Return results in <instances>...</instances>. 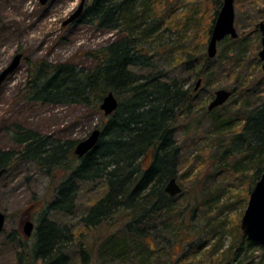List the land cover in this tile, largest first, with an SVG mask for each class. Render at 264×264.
<instances>
[{
    "label": "trees",
    "instance_id": "obj_1",
    "mask_svg": "<svg viewBox=\"0 0 264 264\" xmlns=\"http://www.w3.org/2000/svg\"><path fill=\"white\" fill-rule=\"evenodd\" d=\"M250 1L253 10L260 3V0ZM168 6L167 0H92L79 22L89 17L99 29L118 32L114 40L86 54L94 66L75 71L70 65L41 63L29 76L28 86L35 99L55 102L70 98L72 102L98 107L113 92L119 108L107 117L97 147L82 159L75 152L71 159L68 153L72 147L52 146L32 130L12 135L21 145L18 152L0 150V169L6 168L7 172L22 161L34 162L50 175L56 169L64 173L57 197L48 204L47 213L72 215L81 184L102 183L105 189L103 196L90 204L77 229L45 218L33 240L20 241L19 264H161L163 250L150 243L151 232L157 225L179 230L184 226L176 205L180 195L172 198L165 191L168 181L178 174L181 147L177 135L181 131L185 136L189 134L192 121L204 113L212 117L213 134L224 141L228 139L223 157L235 159L234 167L238 171H244L243 164L251 167L253 185L260 179L264 171V76L255 84L242 83L231 90L233 95L241 97L232 104L236 109L234 115L225 118L218 113L227 104L213 111L205 106L196 107V84L186 88L176 79H166L162 73L139 77L133 71L136 66L151 67L149 57L153 54L148 45L160 40L155 33L167 18L173 17ZM162 9L167 10L166 16ZM262 9L257 18L264 19ZM218 14L217 8L205 35V45ZM199 18V10L194 9L184 21L178 19V27L184 29L192 21L197 26ZM228 40L230 45L213 60L205 50L198 51L197 46L193 54L188 53L186 64H190L188 69L197 81L211 76L209 67L217 60L233 63L225 71L237 74L238 55L234 50L245 39L239 36ZM180 49L187 47L181 45ZM147 50L151 52L145 54ZM252 99L260 102L253 106ZM241 118L243 124L239 128L237 119ZM104 225L115 230L93 237L92 232ZM73 244L78 250L79 263L68 256ZM176 244L191 246V241L181 239ZM244 244L256 245L243 234L240 245L231 246L221 254L212 251L206 263H194L197 249L193 247L192 253L185 255L171 253L170 260L177 256L176 264H243L238 254Z\"/></svg>",
    "mask_w": 264,
    "mask_h": 264
},
{
    "label": "rangeland",
    "instance_id": "obj_2",
    "mask_svg": "<svg viewBox=\"0 0 264 264\" xmlns=\"http://www.w3.org/2000/svg\"><path fill=\"white\" fill-rule=\"evenodd\" d=\"M82 1L50 0L44 6L40 0H0V71L12 62L15 55L21 53L24 56L20 67L0 90V150L18 152L21 145L11 138L12 135L32 130L52 146L60 144L64 149L72 147L68 153L72 159L76 145L95 129L102 130L106 123L107 117L100 109L101 103L97 107L95 104L87 106L72 102L70 98L55 102L35 99L28 86L29 76L41 63L70 65L75 71L93 67L94 62L86 54L98 51L118 35V32L99 29L89 17L65 26V21ZM85 1L84 13L92 3V0ZM167 2L168 10H173V17L167 18L155 33L160 40L148 45L152 52H144L153 54L149 57L151 67L136 66L133 71L139 77L162 73L166 79H176L186 88L195 86L199 80L189 71L190 64H186V58L188 53H194L195 46L198 51L205 50L207 53L209 42L205 45V35L217 8L220 12L223 0ZM263 7L261 0L254 10L250 0H235V26L240 37L245 39V42L236 45L235 50L233 48L238 55L237 74L230 75L225 71L227 67H233V63L215 61L208 70L211 76L201 78L203 83L197 90L196 107L205 106L208 109L219 89L232 90L242 83L255 84L263 79L262 61L259 59L262 33L256 28L264 22L263 18H257ZM194 9L199 10L198 25L192 21L190 26L179 28L178 19L184 21ZM161 13L166 16L167 10L162 9ZM228 39L219 44L218 55L230 45ZM181 45L186 46L188 51L179 50ZM240 97V94H234L226 109L218 114L225 118L232 117L236 112L232 104ZM259 102L252 99L250 104L254 106ZM211 118L204 113L192 121L193 128L189 134L185 136L182 131L178 132L181 156L176 178L183 192L176 198V205L184 226L179 230L157 225L151 232L150 243L163 250L161 264H176L177 256L170 260L171 253L185 255L192 253V247L197 249L196 260L192 259L194 263H206L212 251H220L221 254L231 246L236 248L241 244V221L256 185H253V170L243 164L244 171H238L234 167L235 159L223 157L228 139L224 141L213 134ZM237 121L240 128L243 119ZM64 178V173L57 169L50 175L34 162L19 161L1 179L0 210L7 221L0 235V264H19L17 255L20 241L33 240L45 218L56 220L69 229H77L80 219L87 215L90 204L105 192L102 183L81 184L77 208L72 215L47 213V206L57 197V187ZM23 220H31L35 225L30 238L23 232ZM110 230L113 232L115 229L104 225L93 231L92 236L107 235ZM181 239L190 240L191 246L176 244ZM70 247L68 256L79 263L77 248L74 244ZM238 258L243 264H264V248L257 243L253 246L244 244Z\"/></svg>",
    "mask_w": 264,
    "mask_h": 264
},
{
    "label": "water",
    "instance_id": "obj_3",
    "mask_svg": "<svg viewBox=\"0 0 264 264\" xmlns=\"http://www.w3.org/2000/svg\"><path fill=\"white\" fill-rule=\"evenodd\" d=\"M50 0H40L42 5H46ZM86 1L83 0L79 8L65 21L67 26L76 21L79 22L84 14ZM235 0H223L222 8L215 21L214 28L208 43L207 55L210 59L216 58L218 55V46L226 38L238 39L239 33L235 26ZM1 24V20H0ZM263 32L262 50L259 52V59L262 61V70L264 72V23L260 24ZM23 54L15 55L12 62L2 71H0V90L6 80L16 72L23 61ZM203 81L199 79L196 84V90H199ZM233 91L227 89H219L215 92L214 99L208 106V111L220 108L228 103L232 98ZM119 108V101L113 92L108 93L102 100L100 109L106 117L112 116ZM102 131L95 129L91 135L83 141H80L75 147V155L82 159L89 152L94 150L101 138ZM7 169H0V181L6 175ZM166 193L175 198L182 194L183 189L179 185L177 178H172L168 181ZM7 217L0 210V235L3 233L6 225ZM23 232L27 238L32 237L35 225L31 220L22 221ZM241 229L243 234L252 242L261 245L264 248V171L251 192L248 207L241 221Z\"/></svg>",
    "mask_w": 264,
    "mask_h": 264
},
{
    "label": "flooded vegetation",
    "instance_id": "obj_4",
    "mask_svg": "<svg viewBox=\"0 0 264 264\" xmlns=\"http://www.w3.org/2000/svg\"><path fill=\"white\" fill-rule=\"evenodd\" d=\"M262 23V22H261ZM260 23V24H261ZM264 23V22H263ZM260 24L258 25V31H260L261 33H262V39H263V32H262V30H261V28H260ZM240 36V35H239ZM228 38H230V37H228ZM239 38V37H238ZM227 39V38H226ZM231 39V38H230ZM195 90H196V88H195ZM197 91V90H196ZM215 96V95H214Z\"/></svg>",
    "mask_w": 264,
    "mask_h": 264
}]
</instances>
